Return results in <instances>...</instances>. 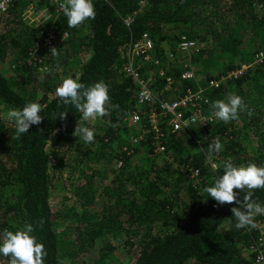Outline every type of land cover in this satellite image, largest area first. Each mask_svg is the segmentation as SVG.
<instances>
[{
    "label": "trees",
    "instance_id": "obj_1",
    "mask_svg": "<svg viewBox=\"0 0 264 264\" xmlns=\"http://www.w3.org/2000/svg\"><path fill=\"white\" fill-rule=\"evenodd\" d=\"M140 1L92 0L95 19L77 28L67 26L63 13L56 16L50 0H12L8 10L0 12L7 17L0 24V234L31 224V235L47 251L44 264H263L259 251L251 249L258 228L236 229L231 208L239 205H217L204 189L223 174L226 161L237 167L264 166V150L256 147L264 139V57L257 60L264 51V8L258 10L264 0H148L144 7ZM31 8L47 15L39 26L27 18ZM51 27L69 34L52 46L58 56L89 53L85 62L65 72V78L86 86L108 84L110 104L118 107H109L104 117L84 121L73 105L60 103L55 90L63 76L55 84L49 83L50 74L29 79L31 70L45 67L46 61L35 60L31 52L41 41L40 32ZM144 33L151 35L154 48L148 60L139 62L136 77L124 64L131 42ZM185 40L196 41L200 50L186 53L181 47ZM52 47L38 50L42 59L46 54L53 59ZM244 63L253 65L241 77L228 75ZM187 71L191 76L184 79ZM168 77L173 94L164 89ZM139 78L149 80L157 105L192 93L199 95L194 103L199 101L186 110V119L198 108L212 118L174 131L168 116H161L162 136L157 140L142 110L140 122H130L139 108ZM217 78L220 84L212 85ZM252 92L261 98L259 109L257 98L249 102ZM231 94L253 110V121L247 118L250 124L241 133L237 121L245 119L246 111L224 123L210 107ZM29 102L41 105L43 119L17 139L4 109ZM66 111L67 118L61 120ZM78 123L94 131L93 143L72 135ZM250 130L261 139L253 140ZM244 135L256 141L253 154L243 153ZM217 138L222 150L218 158H209L217 152L208 145ZM51 139L55 147L49 150ZM65 151L76 153L80 174L74 202L56 210L52 181L55 171L65 169ZM194 170L202 177L199 184L190 176ZM234 191L243 198V192ZM252 199L264 205V189L254 190ZM65 218L67 225L62 224ZM259 220L264 221V215H256L255 223ZM9 259L0 255V264Z\"/></svg>",
    "mask_w": 264,
    "mask_h": 264
},
{
    "label": "clouds",
    "instance_id": "obj_2",
    "mask_svg": "<svg viewBox=\"0 0 264 264\" xmlns=\"http://www.w3.org/2000/svg\"><path fill=\"white\" fill-rule=\"evenodd\" d=\"M58 6L67 18L69 28H77L85 21L95 19L96 16L92 0H63ZM50 53L58 56L57 47L50 48ZM55 95L60 103L73 105L84 121L102 118L108 114L109 107H118L110 104L109 86L104 81L86 86L72 77H67L56 87ZM139 96L141 102L153 99L147 88L142 89ZM210 107L213 109V115L224 123L239 119L241 111H246L249 116L253 115V110L249 109L243 98L236 94L229 95L226 100L217 99ZM41 111V105L36 102H29L22 108L7 111L6 119L15 125L17 139L28 133L32 125H39L42 122ZM59 118L66 119L67 111L62 112ZM72 135L81 138L85 143L95 141L94 131L79 123ZM208 148L209 151L219 152L222 150V144L217 138L208 145ZM223 169V174L204 191L217 205L234 203L239 205L231 208L232 216L236 219V229L255 228V217L264 215V205L253 200L252 195L254 190L264 189V166L249 163L237 167L226 161ZM234 190L243 192V198L238 199V192ZM40 223L43 224V220ZM32 232L33 226L28 224L15 232L5 229L0 234V255L10 258L8 264H44L47 256L45 245L38 242L36 237L31 235Z\"/></svg>",
    "mask_w": 264,
    "mask_h": 264
},
{
    "label": "built area",
    "instance_id": "obj_3",
    "mask_svg": "<svg viewBox=\"0 0 264 264\" xmlns=\"http://www.w3.org/2000/svg\"><path fill=\"white\" fill-rule=\"evenodd\" d=\"M12 0H0V12L5 13ZM63 2V0H50V4L52 8L56 12V16L60 15L63 13V11L59 8V3ZM130 18L126 20L127 23H129ZM59 30V29H58ZM61 31V30H59ZM56 33H58L56 35ZM62 36H60V32H57L53 27L49 29H43L40 32L41 35V41L38 42V47L35 51L31 52V56L36 58L35 60L44 62V59H42L41 56H43L42 53L38 52L39 49L42 47H52L54 44L61 43L65 38L68 37V32H65L63 34V31H61ZM58 38L60 39V42L58 41ZM182 49L186 53H195L200 50V44H196V41L194 40H185L181 44ZM154 48V40L151 37L149 33H144L140 37L134 39L131 44H130V50L127 52L128 57L127 61L125 62V68L129 71L132 72L136 77H139L138 72L136 71V67L139 65V62L141 60H148L150 58V51ZM37 51V52H36ZM40 53V54H39ZM39 54V56H37ZM31 57V58H32ZM264 57V51L259 52L257 55V60L261 61L262 58ZM253 63H244L239 67H236L230 71H228V75L231 77L238 78L240 77L245 71L248 70L249 67H251ZM164 75V72L161 71L158 76ZM154 72H152V78H154ZM191 76V72L187 71L183 74V78H189ZM212 85L218 86L220 84V80L217 78L216 80L211 81ZM173 86V80L171 77H168L167 80L165 81L164 87L166 89H169ZM147 88L152 96V100H144L141 102V98L139 96V92L142 89ZM139 92H138V104L139 108L134 110L130 117V122L133 124H137L141 120V112L142 110L143 115H146L148 119H150V126L151 129L154 131L155 135L158 137L157 140H159V137L162 136V131H161V116H168V124L173 128L174 131H178L189 125L190 123H195V124H200L204 125L206 124V119L209 118L206 115L202 113L201 108H198L194 112H190V119H186L185 113H187V109L189 106L194 103L196 99L199 98V95H194L192 93L188 94H179L178 99L175 100H161L158 105L156 104V101L158 100V97L156 98V95L154 93V88L152 85H150L149 80L145 78H139ZM157 99V100H156ZM206 101H208L206 99ZM147 107L148 112H145L142 107ZM160 108V109H159ZM192 113V114H191ZM210 117L209 119H211ZM161 142V141H158ZM164 147H162L163 149ZM161 149V150H162ZM256 227L258 228V237L253 240V245L251 246L252 250H258L259 255L258 258L260 257L261 260H263L264 264V256L262 255V252L264 251V221H258L256 224Z\"/></svg>",
    "mask_w": 264,
    "mask_h": 264
},
{
    "label": "rangeland",
    "instance_id": "obj_4",
    "mask_svg": "<svg viewBox=\"0 0 264 264\" xmlns=\"http://www.w3.org/2000/svg\"><path fill=\"white\" fill-rule=\"evenodd\" d=\"M147 1L148 0H141L140 1L142 3L143 7L146 5ZM263 8L264 7L261 4H259V9L258 10L262 11ZM214 10H215V8H214ZM27 18L28 19L30 18V23L31 24H33L35 26H39L42 23V21L47 18V15H45L42 11H36L35 9L31 8L29 10L28 14H27ZM6 19H7L6 15H2L0 13V24L1 25L6 23L5 22ZM216 24L219 25V22L216 23ZM54 29L57 32H60V34H61V31H59L58 28H54ZM57 34L58 33H56V35ZM58 41L60 42L59 38H58ZM252 44H253L252 42H249L248 45L252 46ZM88 57H89V53L87 54L84 51H82L79 56H76L74 58H63L61 56H54L52 60L49 57V55L46 54V57L44 59L46 61L45 67H40V69H37V70L36 69L31 70L29 79H31V77H32V79H31L32 81L36 80V78L43 79L44 77L47 76V74H50L49 75V79H48L49 83L55 84L58 81V76L59 75L63 76L62 79H64L66 77L65 76V72L67 70L71 69L74 64L81 65V63L85 62L88 59ZM71 73H72V70H71L70 74ZM17 81H19V80H17ZM34 83H37V82L35 81ZM172 87L169 88V89H166L164 87V89L169 90V93L173 94V92L171 91ZM250 97L251 98L249 99V102H252V101L255 100V98H257V100H256V109H259L260 108L259 102H260L261 98L258 96L257 92H252ZM165 100H168V99H165ZM4 110L7 112L9 109H4ZM247 118L250 119L251 121H253L252 117L248 116V114H247V115H245V119L238 120L237 121L238 124L236 123L237 124V130L240 131V133L245 131V129H243L244 125L250 124V122L249 123L245 122V120ZM248 132L251 133V138L253 140L261 139V137H259L258 135L256 136V134L253 132V130H250ZM243 134L244 133H242V135ZM205 138H208L207 135H205V137L202 138L203 141L200 142L203 146H205V142H204ZM244 138L246 140V142L244 144V146H246V148L244 149L243 153H245L247 155L253 154V144H255L256 141L255 142L252 141L250 139V137H247L246 135H244ZM211 140H213V138H211ZM54 147H55V139H51L50 145H49V150H51ZM256 147H259L260 149L262 148V150H264V139L262 141H258V143H256ZM218 156L219 155H218V152H217L215 154V156L213 154H209L208 157L209 158L210 157L211 158H213V157H217L218 158ZM54 160H55V158H54ZM56 160H55V162H56ZM212 162H213V167L216 168L217 162L214 161V160ZM64 163H66L65 164V169L63 168V170H57V171L54 172V175H53V181H52L53 184H52L51 197H52V203H53L54 209H56V210H61V209L65 208V206H68V205H70V204H72L74 202L75 194H74L73 190H74L75 185H76V176L78 174H80L79 173V168L80 167H77V169H76V153L75 152H68L66 154V151H65ZM190 176H191V178L192 177L195 178L194 182L196 184H199L202 181V177L199 175V171L198 170H194V173H192ZM62 224L63 225H67L68 224L67 223V218L63 219V223ZM118 254L122 256L121 251H119L117 253V256L121 257Z\"/></svg>",
    "mask_w": 264,
    "mask_h": 264
}]
</instances>
